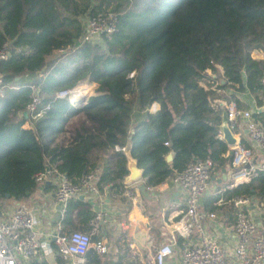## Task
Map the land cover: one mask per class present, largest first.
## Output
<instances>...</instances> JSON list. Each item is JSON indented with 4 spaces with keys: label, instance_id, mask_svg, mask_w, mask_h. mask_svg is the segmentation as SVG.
<instances>
[{
    "label": "trees",
    "instance_id": "16d2710c",
    "mask_svg": "<svg viewBox=\"0 0 264 264\" xmlns=\"http://www.w3.org/2000/svg\"><path fill=\"white\" fill-rule=\"evenodd\" d=\"M109 16L110 35L82 41L87 21ZM3 51L0 213L8 202L27 199L36 177L51 171L72 184L93 173L99 195L121 197L126 145L147 188L194 162H209V176L230 165L219 126L224 104L240 105L225 95L232 90L226 62L242 69L256 65L252 51L264 54V0H0ZM263 68L250 77L255 91ZM80 84L96 85L84 104L56 98ZM33 88L40 109L47 108L31 121L23 113ZM251 118L264 129V111ZM237 197L264 206V172L221 190L202 210L210 213L219 199ZM94 217L88 203L71 199L57 233H88ZM90 242L81 264H105L93 247L99 234Z\"/></svg>",
    "mask_w": 264,
    "mask_h": 264
},
{
    "label": "built area",
    "instance_id": "2783aa9c",
    "mask_svg": "<svg viewBox=\"0 0 264 264\" xmlns=\"http://www.w3.org/2000/svg\"><path fill=\"white\" fill-rule=\"evenodd\" d=\"M113 30V18L104 21L101 18L86 22L82 41H89L100 34L110 35ZM4 51L0 59H4ZM260 94L262 96L261 108L264 111V68L258 79ZM31 100L26 105L24 113L31 121L39 118L47 107L40 109V100L36 89H31ZM3 90L0 88V97ZM83 96L76 88L56 94L57 99L68 98L69 103L74 98ZM71 98V99H70ZM225 117L228 123L241 122L249 147L238 140L234 146L228 147L231 151L229 188L236 184L246 182L257 174L264 172V163L255 164L253 150L264 155V129L254 122L251 114L237 107L232 100L224 104ZM221 137V134L218 136ZM209 162H194L185 170L176 174L171 181L181 186L185 191L184 208L171 225L173 240L181 242V252L178 264H264V227L249 217L247 209L252 200L246 197H237L229 200L233 209L232 234L235 245L231 258L209 239L200 223L198 212L200 199L209 184ZM45 174L38 175L39 183ZM95 175L90 173L72 184L62 175L56 174L54 203L57 205L58 218H60L69 200L78 196H98L95 186ZM103 212L95 213L94 220L90 222L88 233L68 232L65 234H40L38 222L33 213L22 203H16L8 218L0 213V264H29L32 260L45 261L49 254L53 255L52 264H81L83 257L91 245V236L98 232L103 221ZM212 218L213 215L208 216ZM195 235V243H191ZM100 254L105 249L102 243L93 245ZM152 264H164L172 255V247L167 244H149L144 248ZM141 264V263H140Z\"/></svg>",
    "mask_w": 264,
    "mask_h": 264
},
{
    "label": "crops",
    "instance_id": "0c3cea01",
    "mask_svg": "<svg viewBox=\"0 0 264 264\" xmlns=\"http://www.w3.org/2000/svg\"><path fill=\"white\" fill-rule=\"evenodd\" d=\"M250 58L256 65L242 69L234 70L236 62L233 60L226 62L227 80L232 90H227L225 95H234L240 109L253 114L263 111L262 96L260 91H255L250 77L264 63V54L260 51H252ZM248 69H251L253 73L247 72ZM83 85L84 87L81 85L75 87L82 94L85 93V89L83 91L81 89L86 86L91 85L90 90L96 88L94 84ZM222 120H225L224 116ZM225 124L235 143L240 140L249 147L241 122ZM25 126L29 127L28 124ZM252 161L255 164L264 163V155L253 150ZM229 171L230 165H225L223 169L211 173L209 184L200 199L198 212L205 235L213 240L230 259L235 245L232 234L233 209L229 203L230 199H219L212 205L213 211L210 213L202 210V204L206 200L218 195L223 189H231L229 188ZM55 180L56 173L47 172L27 199L21 202L33 213L38 222V232L43 235L58 231L59 214L53 199ZM141 186L143 189L140 188ZM125 188L121 197H108L105 192L98 196H81V200L88 203L94 213L103 212V221L96 234H99V242L105 249L103 253L105 264H116L120 257H123L122 264H152L147 256V250H144L149 244L170 245L173 252L164 264H178L181 242L179 239L173 240L171 225L184 208L185 191L171 179L164 181L156 188H147L143 179ZM8 204L14 206L16 203L8 202ZM259 206L262 205L252 201V205L247 209L249 217H253L257 223H260L255 218ZM210 214L213 215L212 218L208 217ZM8 215L9 213H3V218H8ZM260 225L264 227L261 223ZM190 241L195 243V235L192 239L190 238Z\"/></svg>",
    "mask_w": 264,
    "mask_h": 264
},
{
    "label": "water",
    "instance_id": "95a60500",
    "mask_svg": "<svg viewBox=\"0 0 264 264\" xmlns=\"http://www.w3.org/2000/svg\"><path fill=\"white\" fill-rule=\"evenodd\" d=\"M220 84H224L223 81L220 82ZM86 98L84 96H80L79 98H74L70 104L74 107L78 106V105H82L84 104ZM23 117L26 118V114L23 113ZM225 117V115H224ZM226 117L225 120L221 121V124L219 126V132L221 134V140L228 146V147H232L235 144V140L233 139V136L231 135V133L228 131L227 127H226ZM123 156L125 158V167H126V171H127V175L124 177L122 184L124 186H129L131 184H134L136 182H138L139 180L142 179V170H140L139 168H137L136 162L131 158L130 156V146L126 145L124 147V149L122 150ZM173 158V154L169 153L167 156H165L164 160L166 163H170L171 160ZM140 188L143 189V186H141ZM79 200H81V196L77 197ZM45 261L47 264H52L54 261L53 255L49 254L45 257Z\"/></svg>",
    "mask_w": 264,
    "mask_h": 264
},
{
    "label": "rangeland",
    "instance_id": "374dc122",
    "mask_svg": "<svg viewBox=\"0 0 264 264\" xmlns=\"http://www.w3.org/2000/svg\"><path fill=\"white\" fill-rule=\"evenodd\" d=\"M95 39V38H94ZM59 55V53H54L52 56H51V58H57V56ZM82 87H84V85L83 84H80ZM80 85H78V86H80ZM89 88H91V85L90 86H86V88H83V89H81L82 91L85 89V93L83 94V96L85 97V98H88V97H90V96H93L94 95V89L93 90H90ZM71 99V98H70ZM154 109H156L155 107H154ZM78 118H76V119H74V120H72V121H70V124L67 126V129H70L71 127H73V126H75L77 123H78ZM61 140V138L59 139V141ZM12 210H13V206H11V205H9V204H7L6 206H5V208H4V210H3V212L2 213H4V214H10L11 212H12ZM222 213V212H221ZM223 214V213H222ZM255 218L256 219H258L259 221H260V223L264 226V206H259L258 207V210H257V213H256V215H255Z\"/></svg>",
    "mask_w": 264,
    "mask_h": 264
}]
</instances>
